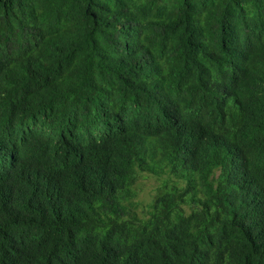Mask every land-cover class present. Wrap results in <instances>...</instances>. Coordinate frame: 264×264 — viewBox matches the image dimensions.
I'll list each match as a JSON object with an SVG mask.
<instances>
[{
	"label": "trees",
	"instance_id": "obj_1",
	"mask_svg": "<svg viewBox=\"0 0 264 264\" xmlns=\"http://www.w3.org/2000/svg\"><path fill=\"white\" fill-rule=\"evenodd\" d=\"M0 264H264V0H0Z\"/></svg>",
	"mask_w": 264,
	"mask_h": 264
},
{
	"label": "rangeland",
	"instance_id": "obj_2",
	"mask_svg": "<svg viewBox=\"0 0 264 264\" xmlns=\"http://www.w3.org/2000/svg\"><path fill=\"white\" fill-rule=\"evenodd\" d=\"M153 180H146L142 185V191L137 197V202L139 203V210L145 207V199L149 201V192L152 189Z\"/></svg>",
	"mask_w": 264,
	"mask_h": 264
}]
</instances>
